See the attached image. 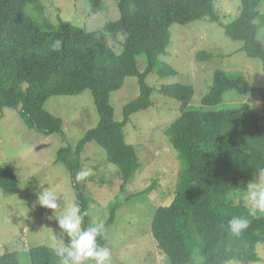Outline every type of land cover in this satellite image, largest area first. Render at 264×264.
Segmentation results:
<instances>
[{"label":"trees","instance_id":"16d2710c","mask_svg":"<svg viewBox=\"0 0 264 264\" xmlns=\"http://www.w3.org/2000/svg\"><path fill=\"white\" fill-rule=\"evenodd\" d=\"M214 1L118 0V20L108 22L102 31H86L64 21L53 26L45 20L39 0H0V109H15L28 130L45 136L58 134L67 142L63 122L46 110L47 101L84 91L92 94L96 126L75 145L60 147L55 157L70 176L76 203L87 213L82 227L94 225L85 180H75L77 171L83 169L82 153L87 144L98 145L107 162L117 168L121 191H125L141 166L135 147L126 143L125 127L133 114L153 105L147 77L175 75L170 65L160 61L170 43L172 25L217 23L226 37L242 43L246 56L262 63L264 71V45L258 38L264 27V13L258 10L261 0H240L238 16L227 24L221 22ZM102 3L89 0L93 11ZM57 40L60 46L53 49ZM138 56L145 58L143 71L138 68ZM197 58L208 61L211 55L198 53ZM127 78L136 79L139 94L122 108V120L116 121L110 95ZM226 93L256 96L261 109L244 105L217 109ZM159 94L178 103L182 112L165 131L181 171L170 203L156 208L151 219L150 233L157 249L169 264L257 262L255 246L264 244V217H249V228L239 238L230 236L226 225L235 216H247L243 203L229 200L228 195L264 168V86H252L241 73L216 70L196 109L189 108L194 95L191 86L164 85ZM0 189L8 194L19 192V181L11 170H0ZM132 197L124 195V202ZM120 206H112L105 226ZM98 242L106 246V234ZM28 255L29 264L60 261L55 248L44 245L33 246ZM0 264H20L17 253L0 255Z\"/></svg>","mask_w":264,"mask_h":264},{"label":"rangeland","instance_id":"374dc122","mask_svg":"<svg viewBox=\"0 0 264 264\" xmlns=\"http://www.w3.org/2000/svg\"><path fill=\"white\" fill-rule=\"evenodd\" d=\"M117 2L103 0L97 11L90 8L89 0H39V5L44 8L45 20L53 26L64 21L86 31H102L108 22L119 19ZM214 5L223 24L230 23L239 14L240 0H215ZM258 10L264 13V0ZM40 16L43 18V12ZM170 34V43L160 61L170 65L175 75L160 78L153 73L147 77V85L153 88V105L133 114L125 127L126 143L135 147L141 165L125 191H121L117 168L107 162L98 145L89 143L82 153L83 169H92V175L85 179L92 223L103 221L105 225L112 206L121 203L114 220L105 226L112 264H169L168 258L157 249L150 223L156 208L169 204L174 196L181 165L165 131L182 111L178 103L159 94L162 86L193 87L190 109L200 106L216 70L241 73L252 86H264L262 63L246 56L241 50L242 43L226 37L217 23L202 20L185 26L172 25ZM258 38L264 45V27ZM198 53L209 54L211 58L200 60ZM137 61L139 70L143 71L145 58L138 56ZM138 94L136 79L127 78L122 88L110 95L116 121L122 120V108ZM241 105L261 109L258 97H238L234 93H226L216 108ZM45 108L62 120L67 142L58 134L45 136L28 130L15 109H0V170H11L19 181L16 194L0 189V255L16 252L20 264H29L28 251L33 246L56 249L64 242L65 235L55 219L64 208L76 203V196L67 170L56 162V153L62 146L75 145L98 121L90 91L50 98ZM44 188L55 191L59 198L60 207L54 213L36 204V197ZM148 188L151 191L142 194ZM241 189L230 193L228 199L241 202ZM124 195L134 197L124 202ZM255 250L259 260L252 264H264V244H257Z\"/></svg>","mask_w":264,"mask_h":264},{"label":"clouds","instance_id":"9594fccd","mask_svg":"<svg viewBox=\"0 0 264 264\" xmlns=\"http://www.w3.org/2000/svg\"><path fill=\"white\" fill-rule=\"evenodd\" d=\"M59 46L58 40L52 45L53 49H58ZM91 175L92 169H81L77 171L75 180L84 181ZM239 196L247 210V216H235L228 220L226 225L228 234L236 238L249 228L251 223L249 217L257 219L264 217V168L258 171L254 179L243 185ZM36 204L40 208L51 210L52 213L60 207L56 192L48 188L39 192ZM86 215L79 203H72L56 217V225L66 237V241L55 249L57 256L60 257V264H112L110 249L98 242V239L105 236L103 221L82 227ZM232 264L237 262L233 261Z\"/></svg>","mask_w":264,"mask_h":264}]
</instances>
